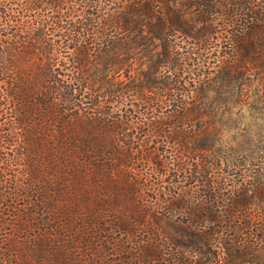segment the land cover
I'll return each mask as SVG.
<instances>
[{
    "label": "trees",
    "instance_id": "16d2710c",
    "mask_svg": "<svg viewBox=\"0 0 264 264\" xmlns=\"http://www.w3.org/2000/svg\"><path fill=\"white\" fill-rule=\"evenodd\" d=\"M254 85L264 2L0 0V264H264Z\"/></svg>",
    "mask_w": 264,
    "mask_h": 264
},
{
    "label": "rangeland",
    "instance_id": "374dc122",
    "mask_svg": "<svg viewBox=\"0 0 264 264\" xmlns=\"http://www.w3.org/2000/svg\"><path fill=\"white\" fill-rule=\"evenodd\" d=\"M234 112L231 116L224 114L222 118V142L218 149L245 154L249 158L244 163L264 167V86L254 85L249 97ZM213 153L217 154L216 149Z\"/></svg>",
    "mask_w": 264,
    "mask_h": 264
}]
</instances>
